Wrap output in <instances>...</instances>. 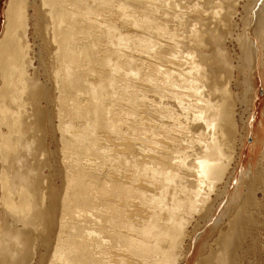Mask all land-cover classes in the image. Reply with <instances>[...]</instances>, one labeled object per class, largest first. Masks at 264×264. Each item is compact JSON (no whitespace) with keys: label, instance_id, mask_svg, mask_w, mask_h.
Listing matches in <instances>:
<instances>
[{"label":"bare ground","instance_id":"6f19581e","mask_svg":"<svg viewBox=\"0 0 264 264\" xmlns=\"http://www.w3.org/2000/svg\"><path fill=\"white\" fill-rule=\"evenodd\" d=\"M3 17L0 264H239L246 235L255 255L264 0H7ZM146 95L137 139L122 121ZM223 218L215 249L191 244Z\"/></svg>","mask_w":264,"mask_h":264},{"label":"rangeland","instance_id":"374dc122","mask_svg":"<svg viewBox=\"0 0 264 264\" xmlns=\"http://www.w3.org/2000/svg\"><path fill=\"white\" fill-rule=\"evenodd\" d=\"M6 1L7 0H0V34H1V31H2V28H3V20H4L3 8H4V5H5ZM241 29H242V26H241L240 30ZM237 30H238V27H237ZM146 59L150 60L151 58L147 57ZM144 66H145V63H144ZM144 66H142V68H143L142 72L146 68V67L144 68ZM145 72H147V68H146ZM262 87H263L262 86V81H261V79H259L258 80V87H257V89H258V98H256L255 107L253 109L249 110V112H251V118L250 119L248 118V120H249L248 123H250V126L252 128L251 129V134L254 132L253 128L256 127L259 124L260 120L263 118L264 93H263V88ZM146 96H147L146 99H145L146 101L145 100L143 101V99H142V101L140 100V102H136L134 104V105H136L133 108L134 110L130 109L133 112L131 118H134V119L130 118L129 120H123L122 121L123 122L122 131L125 130L124 131L125 133L130 132L131 134L133 132H135V133H133V135L135 137H137V139H139L140 137L143 136V135H140V134L143 133L141 128H143L144 122L141 124L140 121H139L140 120L139 118L140 117L143 118L144 115L147 117L148 113L150 115L153 112L152 109L154 108V105L151 104L153 102L152 99H151V96H148V95H146ZM116 102H118V101H116ZM262 102H263V104H262ZM112 104H115V103L112 102ZM116 105H117V103H116ZM114 107H118V106H114ZM126 107L127 106H124V109ZM120 109H123V107H121ZM236 109H237L238 112H240V111H242L243 106H241V105L239 106V104H238ZM141 111H142V113H141ZM163 119H165V118H163ZM135 120H136V122H135ZM138 122H139L140 125L138 124ZM125 123H127L126 126H125ZM134 123H135V125H134ZM137 129H139V130H137ZM140 132H142V133H140ZM245 141H246L247 145L251 143V140H249L248 138ZM245 150L246 151H245L244 155L247 156L248 149L246 148ZM247 164L248 163H244V165L241 166V167L242 168L247 167ZM122 168H127V166L126 165H122ZM237 170H239V168L236 169V174H235V178H234L235 181L233 180L232 185L229 188L230 191L233 189L234 185H236L238 183H241V181L245 179L244 175H241ZM121 171H122L123 175L128 174L124 170H121ZM259 196H260V194L258 193V197ZM228 201H229V198L227 199L225 197H223L220 200V203L218 204L219 209L216 210L217 212L215 211V214L213 215V217H211V219L209 220V223H211L214 220V218L221 211H223L226 207L229 206V202ZM261 208L262 209L264 208V204L261 205ZM250 212H251V215L255 218L256 223L254 225H248V227H245V232H247V234L251 233L253 235L252 237H254L253 240H254V244H255V248H254L255 255L253 253H251V252L249 253L247 251V246H248L249 242H251V241L249 239V235H246L245 239L243 240L241 249L238 248V244H237V248H235L236 252L239 254V256H237L239 258V259H237V261L239 262V264H251L252 262H254L256 264H264V262H263L264 261V258H263L264 257V255H263L264 254V217H263L264 215L263 214L264 213H262V212L259 213L255 209H251ZM88 220L90 221V216H85L84 220L81 221V223L82 224L85 223V225L89 224L87 226L90 227L92 223H89ZM94 221L95 220H93V222ZM226 223H227V218H223L222 223L215 225V227L212 230H211V227L210 228L209 227H205V225L201 226L200 228L196 229L192 233L191 244H193V246H194L197 243L199 244V241L205 240L210 246H212V248L215 249L216 248V246H215L216 244H214V239L217 236V231L219 229H226V227H225ZM197 238H198V240H197L198 242L196 241ZM194 250H195V248H194ZM193 259L191 257L190 261H186L183 264H195V259L194 260Z\"/></svg>","mask_w":264,"mask_h":264}]
</instances>
